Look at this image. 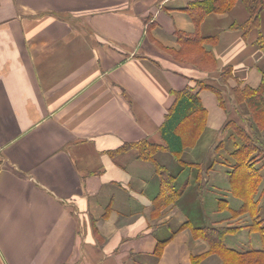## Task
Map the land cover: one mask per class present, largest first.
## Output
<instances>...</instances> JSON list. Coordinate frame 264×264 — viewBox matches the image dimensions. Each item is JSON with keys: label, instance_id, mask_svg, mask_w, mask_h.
Returning <instances> with one entry per match:
<instances>
[{"label": "crops", "instance_id": "crops-1", "mask_svg": "<svg viewBox=\"0 0 264 264\" xmlns=\"http://www.w3.org/2000/svg\"><path fill=\"white\" fill-rule=\"evenodd\" d=\"M198 1L0 0V264H194L192 256L208 250L191 228L219 222L218 198L210 195L206 208L211 186L203 193L200 186L213 184L216 170L228 187L220 164L208 176L206 169L232 101L224 94L223 106L194 84L215 80V71L170 53L181 47L177 31H195L185 9ZM247 18L237 0L207 14L199 32L216 67H231L230 85L257 87L264 9L243 35L234 25ZM186 86L198 92L206 122L182 150L189 165L166 150L155 154L180 192L156 206L154 164L117 149L140 139L163 143L172 91ZM261 238L245 242L260 248ZM159 241L167 242L156 256Z\"/></svg>", "mask_w": 264, "mask_h": 264}, {"label": "trees", "instance_id": "trees-1", "mask_svg": "<svg viewBox=\"0 0 264 264\" xmlns=\"http://www.w3.org/2000/svg\"><path fill=\"white\" fill-rule=\"evenodd\" d=\"M237 0H200L189 4L185 11L190 15L195 24L193 33H183L177 31V37L181 44L179 50L170 52L176 59L199 65L201 58H209L214 61V57L209 50L203 48V43L208 39L202 37L199 32V26L204 17L211 12H225L230 10ZM244 4L248 18L241 24H235V28H240L243 35H246L252 28L259 25L260 14L264 9V0H241ZM215 41V40H210ZM178 57V58H177ZM219 78L226 83L230 76H233L232 69L225 66L218 73ZM196 85L201 88L209 89L218 96L221 105L226 106L224 99L226 92L223 87L216 84L215 81H196ZM233 102L237 105L245 103L251 117L250 127L257 126L264 129V77L257 87L244 85L242 88L235 86L230 88ZM174 96L173 103L168 108L165 120L159 128L163 143H155L147 139H140L131 143L122 144L117 151L125 149H135L138 157L142 160L150 161L154 164L155 171L160 177V190L154 204L156 206H165L178 198L180 192L174 188V176L169 170L161 165L156 159L155 154L159 150H166L178 160L182 165H189L182 161V150L186 145H193L200 136L206 122V110L202 107L198 92L194 91L193 86H186L183 89L172 91ZM226 109V108H225ZM229 112V108H228ZM193 116V118H192ZM190 121L188 127L185 123ZM254 130V128H251ZM251 133L243 126L242 120L233 113L228 117L220 128L217 139L214 144L215 156L212 163L207 167L206 173L216 163L223 165L227 176L228 189L232 196L240 200L237 207H230L229 200L225 198L218 201L220 206L226 204L230 210V217L239 215H249L251 223L248 230L262 232L259 222L256 221L258 213V202L260 199V185L262 176L259 170L253 166L251 154L259 149L260 144L252 139ZM262 150V149H261ZM198 177L201 179V167ZM209 178V177H208ZM209 179L200 186V193L204 188L210 186ZM212 186V185H211ZM202 187V188H201ZM218 209V210H219ZM217 210V209H216ZM182 227V226H181ZM239 226H219L206 225L198 228H191L192 236L203 238L209 248L205 252L192 256L194 264L200 258H205L210 253H216L221 259V264H264V237L261 248L237 249L226 244V239L230 234L238 231ZM167 241H159L155 248V255L159 256L163 246Z\"/></svg>", "mask_w": 264, "mask_h": 264}, {"label": "rangeland", "instance_id": "rangeland-1", "mask_svg": "<svg viewBox=\"0 0 264 264\" xmlns=\"http://www.w3.org/2000/svg\"><path fill=\"white\" fill-rule=\"evenodd\" d=\"M207 42H209V41H205L203 43V48L206 49V50H209L206 47V44H205ZM211 42L214 43L215 41H210V43ZM211 55H212V53H211ZM173 58L176 59L174 56H173ZM176 60L180 61L182 63L185 62V61H183L184 59L182 61L180 59H176ZM198 63L200 65V67L202 68V70H208V71L212 70V71L216 72L215 73L216 79L212 80V81H215L216 84H218L219 86L223 87V89H224V91L226 93L230 94L228 96H230V100L232 102L231 103L229 102L230 103V110H229L228 114L233 113V114H235L237 116V118L242 120L243 126L249 131V133L252 134L251 135V137H253L252 139L256 140L260 144L259 149L255 150L251 154V161L253 163V166L256 169L259 170V174L263 177L261 185H260V190L261 191H259L260 199H259V202H258V213H257V217L255 218L256 221L259 222L260 228L262 229V232L260 233L257 230L250 232L248 230V225L251 223V220H252L249 215H247V214L246 215H239V216L231 218L230 217V214H231L230 210L225 207L226 204L220 205V206H224V207L219 209L218 201L220 199L225 198V197L228 198V200L230 202L229 206L232 207V208L233 207H237L240 204V200L237 199L236 197L232 196V194H230L229 190H227L229 186L227 187V189L220 186V183H222V180L224 179V177H222L221 174L219 173L220 171H217V172H216V170H213V172L211 171V175H213V179H214L213 180V184L212 183L209 184L210 186L212 184L211 190H210V192H212V194H210V193H209V195L207 194L208 196H206V197H208V198L204 202L205 206H206V208H210V207H208L209 202L211 203V200L209 199L210 195L213 196L214 198H218V201L216 202L217 204L214 207V208L217 209L216 210V214L214 215V219H217V218L219 219L218 220L219 222H218L217 225H219V226H227V225L228 226L229 225H231V226L234 225L235 226L236 225V226L240 227L236 233L230 234V236L227 237L226 244L228 246H231V247H234V248H237V249H239L238 247H240V249H242V250L245 249V248L249 249L247 247H250L251 243L247 244L245 242V241H247V239L252 240V243H254L255 239H257V238L259 239V237H262L261 238V246H260V248H261L262 244H263V237H264V129H261V128L255 126V125H254V127H250V124H251L252 120H251L250 113H249V110H248L247 106L242 108L243 110H241L240 107L237 104L234 103L235 107L232 105L233 98H232V95L230 93L231 92L230 88H233L235 86H239L240 88H242L244 85H242V86L240 84H236V85H233V86L230 85L229 84V79L232 76H230L227 79V82L224 83L219 78L220 76L218 75V73L222 70L223 67L218 69L216 67L215 60L212 62V59L210 60L209 58L206 57V59L205 58H201V60H199ZM194 84L196 85V82H194ZM204 89H206V88H204ZM192 118H193V116H192ZM189 123H190V121L186 122L185 123V127L186 126L188 127ZM251 128H254V130H251ZM212 168H213V166H212ZM212 168L210 170H212ZM220 169L221 170L223 169L222 171L225 172V168H224L223 165H221ZM210 170L208 171V175H209ZM212 187H215V188L212 189ZM212 202H213V200H212ZM213 225H214V223H213ZM195 238H201V237L198 236V237H195ZM201 239H203V238H201ZM240 244H242L243 247H241ZM235 245L238 246V247H235ZM250 248H252V247H250ZM201 253H203V252L197 253L196 256L201 254ZM210 255L216 256L219 259V264H221V259H220L218 254L210 253L208 256H210ZM208 256H206L205 258L204 257L200 258L199 260L196 261V263L197 264H202V262L205 261V259Z\"/></svg>", "mask_w": 264, "mask_h": 264}]
</instances>
